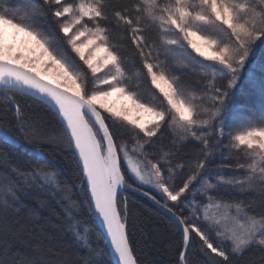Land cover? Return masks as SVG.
Masks as SVG:
<instances>
[{
  "label": "snow or ice",
  "instance_id": "1",
  "mask_svg": "<svg viewBox=\"0 0 264 264\" xmlns=\"http://www.w3.org/2000/svg\"><path fill=\"white\" fill-rule=\"evenodd\" d=\"M40 17L54 21L87 73L73 66ZM20 33L29 38L22 42L29 55L16 43ZM258 41L264 44V0H0V103L11 105L14 117L0 110V264H112L113 257L115 264H239L247 253L257 257L248 264H264V114L233 118L228 103ZM184 69L199 92L183 82ZM50 70L61 82L44 78ZM248 76L264 96V81ZM145 78L158 92L150 101L136 90ZM13 93L50 109L62 134L29 140L35 130ZM113 96L132 107L117 108ZM133 108L152 118H131ZM169 133L170 144L160 145ZM41 143L53 145L66 167L74 160L82 200L45 162ZM130 189L166 218L174 261L163 258L168 250L159 261L138 253L129 231ZM33 200L60 206V229L74 254L33 233L31 252L16 246L29 247L18 217L36 215ZM85 207L103 232L89 226Z\"/></svg>",
  "mask_w": 264,
  "mask_h": 264
},
{
  "label": "trees",
  "instance_id": "2",
  "mask_svg": "<svg viewBox=\"0 0 264 264\" xmlns=\"http://www.w3.org/2000/svg\"><path fill=\"white\" fill-rule=\"evenodd\" d=\"M16 2V0H13ZM23 2V0H21ZM34 3L39 4L40 0H33ZM38 24H40L47 32H49L54 37V43L60 48V50L67 56L69 61L74 67L80 69L81 71L87 73L88 70L82 61L71 52L70 48L64 43V38L61 33L55 28L54 21L47 17H40L38 19ZM124 43H127L126 41ZM262 43H259V49ZM128 52L131 54L132 46L128 45ZM255 62L252 57L249 65L244 69L246 72L251 63ZM137 66H139L137 61ZM252 66V65H251ZM242 73L240 81L234 91L230 93L228 98V103L231 106L236 97V91L239 89L246 88L248 85L250 87L251 83L249 81V76ZM90 78V73H89ZM256 79L261 80V76L256 74ZM263 79V78H262ZM259 80V81H260ZM264 81V80H263ZM135 84V81L133 82ZM259 84V82H258ZM257 93H260L259 87H254ZM142 95L143 99L150 101L153 99V94H157V91L150 86L149 81L145 78L140 84L139 89H136ZM17 101L20 103L21 108L27 118V126L34 129V132H28L27 136L29 140L33 137H39L41 135L47 136L49 134H62V126L59 123L55 114L43 105L40 101L34 97H30L21 93H13ZM3 96V92H0V97ZM259 105L261 103H258ZM0 110L6 111V118L12 120L13 108L8 105L7 109H3L2 103H0ZM31 146V145H30ZM45 151V162L50 163L53 170L58 172L62 177L63 181H66L68 185L72 187V192L70 193L74 199L82 200L83 194L76 187L79 171L76 168L74 160L72 161V166L66 167L65 157L60 155L56 151L55 147L48 143H41L39 145ZM7 147V146H3ZM66 151V145L60 146ZM189 155L194 156L196 154V149L189 146L186 149ZM214 160L213 164H216ZM125 195L128 197L129 209L132 213L129 231L132 238L136 242L138 253L142 258L148 261H159L161 256L158 253H163L165 250L170 252L169 256H164L165 260H175L174 251V238L171 235L168 227L167 220L160 214H157L156 208L148 199L134 192L128 191ZM239 199H245V196L236 193ZM30 208L35 209L36 215H29L28 213L22 212L18 217L20 224L23 225V239L27 241L29 247L17 242V247L24 252H31V246L38 243V240L30 237L28 233H33L35 237L46 238L53 248L65 249L67 252L75 253L76 249L72 245L70 238L61 231L60 225L62 224V212L59 205L55 201L50 203L48 208H42L39 204L33 200L30 202ZM59 214V216L57 215ZM84 216L88 218V211L85 207ZM89 226L95 232H101L100 227L96 218H88ZM101 247H103L104 241H99ZM198 258V254L197 257ZM257 257L251 253H247L239 257V264H248L249 260L256 259ZM113 264V261H112Z\"/></svg>",
  "mask_w": 264,
  "mask_h": 264
},
{
  "label": "rangeland",
  "instance_id": "3",
  "mask_svg": "<svg viewBox=\"0 0 264 264\" xmlns=\"http://www.w3.org/2000/svg\"><path fill=\"white\" fill-rule=\"evenodd\" d=\"M7 31L9 33V39L11 40V33L14 32V30L11 28H8ZM28 39L29 38L26 37L24 33H20L16 40L18 47L22 51H24L25 55H29L30 53H28L27 51L28 46L23 44L22 42ZM81 39H84V38L82 37ZM194 39H197V43L202 44V42L199 41L198 38L194 37ZM259 43L261 42L260 41L257 42L255 53L253 56L255 62L251 63L252 66L250 65V67H248L246 72L243 71V73L245 72L246 76L248 75L249 72H253L254 75L256 74L260 75L263 79L262 78L261 80L259 79L260 81L256 79L257 84L258 82L260 83L264 80V44H261L260 49H259ZM87 51L88 49H85L86 53ZM189 51H192V50L189 49ZM98 55H103V53L101 52ZM193 55H196V54L193 52ZM200 59H203V58H200ZM205 63H212V62L205 61ZM44 78L50 81H53L55 83L61 82V78L57 77L55 73H53L51 70L49 71L47 75H45ZM181 78L187 86H189L190 88L194 87L199 92L201 85L195 84V77L188 69L183 70V72L181 73ZM217 83H225V82L220 81L218 79ZM65 87L73 88L74 85H72L71 81H67L65 83ZM252 88H254V86L251 84L250 87L248 85L246 88L244 87L243 89H239L238 91H236L235 101L231 105V109H232L231 115L233 118L237 117L238 115H244V116L252 117V118H259L262 114H264V96L257 93V91ZM112 102L116 103L117 108H120L123 105H127L129 108L132 107L131 101L128 100L127 98L118 100L117 96H113L109 100V103H112ZM258 103H261V104L259 105ZM129 115L131 118L140 119L142 122H145V123L152 118L149 114L144 113L143 111H140L134 108L131 110ZM171 139H172V135L171 133H169L167 136L162 138L159 144L163 146H168L170 144ZM218 162L219 161H216V163ZM224 175L231 176V175H236V173L226 171Z\"/></svg>",
  "mask_w": 264,
  "mask_h": 264
},
{
  "label": "water",
  "instance_id": "4",
  "mask_svg": "<svg viewBox=\"0 0 264 264\" xmlns=\"http://www.w3.org/2000/svg\"><path fill=\"white\" fill-rule=\"evenodd\" d=\"M46 79V78H45ZM46 80H48V79H46ZM50 81V80H49ZM51 82H53V81H51ZM53 83H55V82H53ZM129 191H131V192H134V193H136V194H138V195H141V196H143L142 195V193H140V192H136V191H133V190H129ZM144 198H146L145 196H143ZM147 199V198H146ZM149 200V199H148ZM150 201V200H149ZM151 202V201H150ZM152 203V202H151ZM96 220H97V222H98V225H99V227H100V230H101V232H103V227H102V224H101V222H100V220H99V218L97 217L96 218ZM113 264H115V257H113Z\"/></svg>",
  "mask_w": 264,
  "mask_h": 264
}]
</instances>
